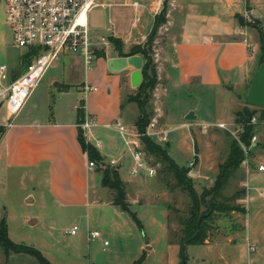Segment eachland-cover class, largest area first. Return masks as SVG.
Returning a JSON list of instances; mask_svg holds the SVG:
<instances>
[{
	"label": "rangeland",
	"instance_id": "1",
	"mask_svg": "<svg viewBox=\"0 0 264 264\" xmlns=\"http://www.w3.org/2000/svg\"><path fill=\"white\" fill-rule=\"evenodd\" d=\"M113 1L94 0L96 5L92 6L86 13L87 27L90 28V31L105 34L112 29L119 32L127 29L132 18V6L130 5L132 0L128 1V7H115L114 5L106 7L103 5ZM118 1L121 2L122 0ZM224 1L229 5V10L233 12L230 17L233 18V22L241 34L245 33L246 28L250 31L260 28L264 41V0ZM191 3L196 12H225L223 2L219 7L216 6L217 4H211L208 0H191ZM249 6L252 9L250 13H248ZM166 10L167 5L165 13ZM172 29L171 26L167 30H162V26H158L148 53L155 70L156 83L154 87L147 89L148 97L145 112L148 116V122L153 119L157 124L162 123L161 119L164 113V127L167 130V141L150 140L163 148L167 143L164 149L177 165H184L186 161L195 156L198 164L202 166L201 171L199 170L200 173L206 178L211 177L210 179H213L215 174L213 171L217 169L218 164L223 163L226 159L227 144L231 139L241 150L242 145L246 151V156H249L250 146L244 145L240 140L243 126L234 122L236 117L233 115L234 111L247 109L258 120L260 119L258 116L259 108L242 105L245 103L242 98H238V93L244 89L242 88L243 85L240 87L232 85V89L227 90L226 87L221 86L179 85L170 79L165 83L164 89L155 94V88L161 87L164 81L163 71L160 70V75H162L160 78L157 77V67L169 66L172 62L171 49H173L175 40L171 39L172 35L169 33L170 31L173 32ZM148 33L144 40L136 44L129 42L132 38L135 41V37L139 36L138 33H134L127 43L122 40L124 34L119 37L113 36L111 32L103 35V41L95 39L97 42H103L104 45H97L96 47L94 43L93 51L100 50L98 46H101L105 57L98 56L100 57L98 61L93 59L89 64L91 69L84 67L81 58L74 59L73 63H75L71 64V57L74 55L69 52L58 53L31 90V99L37 96V100H40L44 94V87L52 79L73 83L67 90H64L63 94L60 93L61 90L55 84L50 85L45 94L48 104L42 107V112L49 116L52 115L54 109L53 117L62 119L63 114L57 112L58 106H61L59 109H62L67 104L76 103L82 97V93L75 90L74 86V83L82 79V74L88 73L91 80L87 83L96 86V90L106 94V90L108 87L110 88L108 80L111 78L102 79L98 65L103 59L106 62L108 56L118 55L116 49L126 53L136 46L146 48L143 44ZM109 36L117 42L111 43L108 39ZM30 52L34 54L35 50ZM22 53H24L22 49L12 45L10 31L3 18V4L0 1V65H4V73L9 70L8 74L11 72L13 74V72H19L24 68ZM31 54L29 55L30 60L33 57ZM69 64L71 65L69 66ZM108 74L111 76L118 75L116 72ZM121 80L122 77L120 76L119 85ZM6 84L7 80L0 79V90L4 89ZM103 86H105L104 89ZM135 88L128 91L126 85L120 86L122 106L119 120L127 126L131 125L129 123H132L138 114L135 103L127 99L128 95L134 94ZM89 94H94V92ZM89 103L90 108L95 110H98L102 105L106 106V104H101L95 96L89 97ZM185 110L195 112L196 118L193 119V123L197 122V124L190 127L179 126L182 122V113ZM34 112H41L38 104L37 108L33 109L32 113L34 114ZM4 116L5 104L1 103L0 125L5 123ZM216 121L227 124L229 131L216 127ZM250 123L253 124V129L249 141L251 136H254L252 142H255L254 124L256 120ZM242 154L244 157L243 150ZM146 155L148 156V163L153 167V175L141 177L139 174L133 177L127 174L130 179L135 181L131 184L123 183L126 201L130 202L128 207L135 213L140 226L136 225L126 211L103 203L111 201L113 193L111 189L102 186L101 183L102 189L98 199L103 202H90L84 206L73 207L58 203L51 198L47 181L42 172L35 176L31 175V182H28L24 175L19 177L15 172L7 170L5 177H0V218L4 220L7 237L18 244L16 250L32 246L50 264H130L142 254L143 259L139 264H181L180 247L177 243L181 234V225L177 219L180 215H185L188 202L187 195L175 185L169 174L162 171L160 161L147 152ZM190 161L194 162L193 160ZM94 164V171L98 173L89 172L90 191L98 187L99 178L107 165L114 166L108 164L104 159L103 162L94 161ZM131 165L130 158L125 157L121 160L120 171L125 173ZM247 173H250L249 169L244 167L240 169L238 166L222 187L220 195L228 196L236 188H244L243 183H245ZM191 178L196 193L209 188L196 183V176ZM247 183L246 177V185ZM238 203L243 206L246 202L243 203L238 200ZM200 210L203 208L200 207ZM30 219L33 220L31 223H29ZM243 222L244 213L240 212H233L229 215L219 213L214 215L212 220L214 227L208 230L206 241L203 244L185 245L183 264H249L250 252L252 251H247ZM73 225L77 227V231L75 234H69L68 230ZM92 230L98 231L99 236L90 238L88 232ZM145 241L150 243L148 244V246L150 245L149 249L143 248ZM0 264H37V261L25 252L8 251L4 253L0 246Z\"/></svg>",
	"mask_w": 264,
	"mask_h": 264
},
{
	"label": "crops",
	"instance_id": "2",
	"mask_svg": "<svg viewBox=\"0 0 264 264\" xmlns=\"http://www.w3.org/2000/svg\"><path fill=\"white\" fill-rule=\"evenodd\" d=\"M128 1L122 0L119 2L118 0H114L111 3L103 5H106V7H111V5L115 7H128ZM208 1L211 4H217L216 6L218 7L223 2L225 12H196L192 8L193 4L191 0H167L165 21L159 27L162 26V30H167L172 26L173 32L170 31L169 33L172 35L171 39L175 40L173 49H171V64L169 66L163 65L157 67V77L160 78L162 75H160V70L163 71L164 81L161 87L155 88V94L160 90L162 91L165 83L170 79H172L173 83L176 81L179 85L221 86L226 87L227 90H231L232 85L236 87L243 85L242 88L244 89L238 95L247 88L253 72L259 66V34L257 30L250 31L247 28L245 33H243L244 35L241 34L234 24L233 18L230 17L233 12L229 10V5L224 0ZM162 4L163 0H132L130 4L132 6V18L127 29L120 32L117 30L113 31L112 29L110 32L113 33V36L117 35L119 37L121 34H124L122 40L126 43L131 40L134 33H138L139 36L135 37V41L132 38L129 43H139V41L144 40L148 31H150L153 17L159 12ZM251 10V6H249L248 13ZM146 25L147 27H145ZM88 30L93 40L92 42L95 43L96 47L97 45H104L100 41L104 40L103 35L110 33L97 34L94 31H90V28ZM236 31H238V34H236ZM95 39H99L100 41L97 42ZM101 46H98V49H102ZM114 56L118 55L113 54L107 58ZM78 58L80 59L77 55L72 56L71 64L74 59ZM99 58L95 57L94 59L98 61ZM98 66L101 70L102 79L111 78L108 80L110 88L108 87L106 94H104L103 91L96 90L95 86V89L92 90L94 94H89L92 93L91 91H88L85 97L82 94V119L85 114L88 118L94 120V125L83 134V137L86 142L91 143L97 149L106 162L111 159L115 160V167L121 181L124 184H131L135 180L128 177L130 175L128 173L129 169L124 173L120 171L119 167L121 160L128 156L123 152L124 149L120 137L109 125L115 121H120L122 106L120 86L122 84L126 85L128 91L134 88L131 86L129 79L133 68L127 65L122 70L110 71L107 69L104 59ZM22 70L13 72V74L12 72L8 74V70L7 74L5 73L4 80L8 82L10 77L19 75ZM110 72H116L118 75L111 76L108 74ZM119 75L122 77L120 85L118 84ZM90 80V75L83 73L82 79L74 83L75 90L81 93L80 87L82 84H88L87 82H90ZM53 84L63 94L64 90H67L73 83L55 81L53 79L48 81L40 100H37V96L31 99L30 93L11 119H8L9 112L5 107V123L0 125V177H5L6 171L11 170L19 177L24 175L28 182H31V175L35 176L42 172L47 181L51 198L58 203L78 207L87 205L90 202H103L98 199L102 189L100 178L98 187L90 191L89 172H98L94 171V168L88 169L86 167L88 159L77 140V129H80V127L79 122H77L76 107L79 100L76 103L67 104L62 109H59L61 106H58L57 112L63 114L62 119H55L53 117L54 109L52 115L49 116H46L42 112V107L48 104L45 97L47 88ZM90 96L97 97L101 104H106V106L102 105L98 110L90 108ZM37 104L40 106L41 112H34L33 114V109L37 108ZM242 105L250 106L247 103ZM186 112L185 110L182 113V122L179 126L190 127L197 124V122L193 123V119L196 118L195 112L193 111L194 118L192 120L184 119ZM155 115L157 114L155 113ZM135 118L132 123H129L131 124L130 126H133ZM255 120L254 130L256 140L255 142H251L248 152L249 156L247 155L250 173L246 175L248 183L246 185L247 189L245 188L244 191L246 203L244 202L245 204L243 205L245 210L243 232L246 244L253 246V250L250 252L249 264H264V169L260 171L256 169L257 164H262L264 167V119L257 120L253 118V122ZM161 121L162 123L159 125L166 130L164 127V113L162 114ZM80 131L82 132L81 129ZM165 145L167 146V143ZM165 145L164 148L166 147ZM190 160L194 161L192 169L196 172V183H200L204 187H210L214 178H206L200 173L202 166L198 164L195 156L181 166L186 167L189 162H192ZM241 167L240 163L239 168L241 169ZM216 171L217 169L213 172L216 174ZM140 175L141 177L146 176L143 172ZM204 183L205 185H203ZM103 203L120 209L118 206L112 204L111 201ZM128 203L130 202L128 201ZM144 244L145 247L143 248H150V245L148 246L149 242L145 241Z\"/></svg>",
	"mask_w": 264,
	"mask_h": 264
},
{
	"label": "built area",
	"instance_id": "3",
	"mask_svg": "<svg viewBox=\"0 0 264 264\" xmlns=\"http://www.w3.org/2000/svg\"><path fill=\"white\" fill-rule=\"evenodd\" d=\"M3 4V18L11 34L12 45L22 49L23 52L35 50L32 59L26 64L22 72L13 80L8 81L4 89L0 90V104L4 103L11 119L19 110L25 99L36 85L45 68L56 58L58 53L69 52L81 58L85 68H89L90 62L96 57L92 46L94 43L87 28L86 13L96 2L94 0H0ZM5 67L0 65V79L5 78ZM95 89L83 83L80 91L85 95ZM252 117L250 122H253ZM9 124V123H8ZM94 125V120L84 114L79 127L82 135ZM121 139L123 152L130 158L132 165L128 173L131 176L142 172L146 176H152L153 167L148 163V156L142 142L143 137L154 141H166L167 130L161 127L155 120H150L143 131L135 126H127L120 121L109 125ZM216 127L227 129L223 122L215 123ZM228 130V129H227ZM229 131V130H228ZM232 133V132H231ZM254 140L251 136L249 146ZM244 157L241 165L248 169L246 151L241 145ZM116 164L111 159L107 162ZM193 162L187 164L186 175L195 177L192 169ZM86 167L93 169L95 164L87 160ZM258 171L263 170L262 164H257ZM244 191L246 182L243 183ZM245 202V196L240 200ZM77 227L71 226L69 234H75ZM90 238L99 236L98 231L88 232ZM105 244V241H103ZM253 246L247 245V251H252ZM248 264V263H246Z\"/></svg>",
	"mask_w": 264,
	"mask_h": 264
},
{
	"label": "trees",
	"instance_id": "4",
	"mask_svg": "<svg viewBox=\"0 0 264 264\" xmlns=\"http://www.w3.org/2000/svg\"><path fill=\"white\" fill-rule=\"evenodd\" d=\"M166 2L167 0H163L161 9L153 17L151 29L146 37V41L143 44L146 48H139L136 46L129 49L126 53H122L119 49H116L119 56L139 54L142 59L140 68L141 80L136 86V91L134 94L127 96V99L134 102L137 106L138 114L133 122V125L139 131H143L148 123V116L145 112V104L148 97L147 89H151L156 83L155 70L152 66V62L148 53L150 52L154 33L157 27L165 21L164 13L166 9ZM257 32L259 34L260 40V65L263 62V48L261 45L262 31L260 28H258ZM108 39L113 44L117 42V40L111 36H109ZM30 54V51H26L21 55L23 58L22 62L24 67L30 61ZM94 54L96 57L104 55L101 49L96 50ZM32 55L33 54H31V56ZM17 76L13 75L10 77L9 81L13 80ZM82 106L83 98H80L76 107L77 122L79 123L82 121ZM233 115L236 116L234 122L242 124L243 126V133L240 134V140L244 145L247 146L249 145L250 135H252L251 132L253 129V124L250 123V119L254 117L253 113L245 109L243 111L235 110ZM258 116L260 119H264V108H259ZM77 140L81 146V149L86 153L88 160L93 162H103V157L91 143L85 141L79 128L77 129ZM142 142L147 154L153 156L156 160L162 163V171H165V173L169 174L174 180L175 185L187 195L188 202L185 215H180L177 219L178 223L181 225V234L177 241L179 247L181 244H203L207 239L208 230H211L214 227L212 223L214 215L218 213L229 215L233 212L245 213L244 206H240L238 203V200L240 201L244 197V188H236L228 196L220 195L222 187L226 184L228 178L233 174L235 169H237L241 160L243 159L242 150L237 145H235L232 139L227 144L228 149L225 161L217 165V171L212 185L208 189H202L199 193H196L192 186V178L190 179V177L186 176L187 167L178 166L175 164L173 160L167 155L165 149L160 145L155 144V142H152V140H150L148 137H143ZM100 183L102 186L108 187L112 190L113 197L111 199V203L118 206L121 210L126 211L136 223V225L140 226L135 213L128 207L129 203L125 198L124 185L119 178L117 168L115 166L107 165L100 176ZM200 207H202L203 210H200ZM0 246L3 248L4 253H7L8 251L25 252L28 255L34 257L37 261V264H50L40 254V252L32 246H28L25 249L16 250L18 244L11 241L7 237L3 218H0ZM142 259L143 254L138 256L130 264H139Z\"/></svg>",
	"mask_w": 264,
	"mask_h": 264
},
{
	"label": "water",
	"instance_id": "5",
	"mask_svg": "<svg viewBox=\"0 0 264 264\" xmlns=\"http://www.w3.org/2000/svg\"><path fill=\"white\" fill-rule=\"evenodd\" d=\"M261 45L263 48V62L253 72L246 90L238 95V98H242L243 100H245L248 105L258 108H264V41L262 36ZM141 64L142 59L139 55L136 54L129 56L110 57L106 60L107 69L110 71H119L124 69L127 65H130L133 70L130 72L129 79L131 86L134 88L139 84L141 80ZM193 118L194 114L192 110L187 111L184 115V119L186 120H192ZM32 221L33 220L30 219L29 223H31ZM180 256L181 264H183L185 258V244L180 245Z\"/></svg>",
	"mask_w": 264,
	"mask_h": 264
}]
</instances>
